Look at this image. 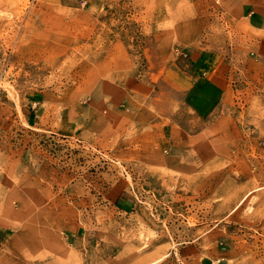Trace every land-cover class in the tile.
I'll return each mask as SVG.
<instances>
[{"label":"rangeland","instance_id":"1","mask_svg":"<svg viewBox=\"0 0 264 264\" xmlns=\"http://www.w3.org/2000/svg\"><path fill=\"white\" fill-rule=\"evenodd\" d=\"M0 264H264V0H0Z\"/></svg>","mask_w":264,"mask_h":264},{"label":"crops","instance_id":"2","mask_svg":"<svg viewBox=\"0 0 264 264\" xmlns=\"http://www.w3.org/2000/svg\"><path fill=\"white\" fill-rule=\"evenodd\" d=\"M193 87H194V86H193ZM193 87H192V85H191V86H189V87L187 88V92L185 93V96L188 94V91H189V90L191 91V90L193 89ZM122 205L125 206V207L128 206L127 203H122Z\"/></svg>","mask_w":264,"mask_h":264},{"label":"bare ground","instance_id":"3","mask_svg":"<svg viewBox=\"0 0 264 264\" xmlns=\"http://www.w3.org/2000/svg\"><path fill=\"white\" fill-rule=\"evenodd\" d=\"M224 2V1H223Z\"/></svg>","mask_w":264,"mask_h":264}]
</instances>
